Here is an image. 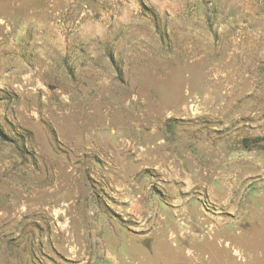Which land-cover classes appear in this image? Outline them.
Instances as JSON below:
<instances>
[{"label": "rangeland", "instance_id": "374dc122", "mask_svg": "<svg viewBox=\"0 0 264 264\" xmlns=\"http://www.w3.org/2000/svg\"><path fill=\"white\" fill-rule=\"evenodd\" d=\"M0 264H264V0H0Z\"/></svg>", "mask_w": 264, "mask_h": 264}]
</instances>
